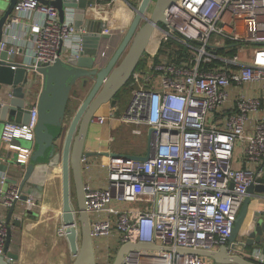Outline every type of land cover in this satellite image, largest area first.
<instances>
[{
    "label": "built area",
    "instance_id": "2783aa9c",
    "mask_svg": "<svg viewBox=\"0 0 264 264\" xmlns=\"http://www.w3.org/2000/svg\"><path fill=\"white\" fill-rule=\"evenodd\" d=\"M109 1H123L135 10L141 2ZM65 10L61 21L50 3L18 0L0 50L8 57L27 56L14 61L34 67L52 65L71 51L79 55L84 30L75 27L77 9ZM165 14L167 24L156 29L160 41L135 70L139 88L126 110L117 115L106 104L92 118L91 124L100 126L110 120L147 126L152 155L147 161L110 152L98 160L82 157L91 234L95 252L99 247L104 258L111 256V243L119 250L129 243L155 246L129 251L121 264H219L199 252L229 245L249 187L264 178V0H177ZM104 32L110 33L107 28ZM27 40L30 53L24 52ZM253 44L261 47L247 50ZM229 104L232 110L220 113ZM30 109L28 123L7 122L2 133L3 145L21 165H28L33 147L15 140L33 144L38 125L36 104ZM95 169L105 173L99 187L86 176ZM7 179L0 171V184ZM18 202L39 207L34 197L23 201L18 187L0 189V208ZM258 212L264 216V208ZM9 229L0 214V257L6 256ZM59 235L66 236L63 224ZM248 255L264 264L262 250L252 249Z\"/></svg>",
    "mask_w": 264,
    "mask_h": 264
},
{
    "label": "water",
    "instance_id": "95a60500",
    "mask_svg": "<svg viewBox=\"0 0 264 264\" xmlns=\"http://www.w3.org/2000/svg\"><path fill=\"white\" fill-rule=\"evenodd\" d=\"M17 1L0 0V8L4 11L0 17V40L5 32L6 21ZM41 1L54 5L59 10L61 21L65 20L66 7L77 9L74 24L77 30H84L83 50L79 55L71 51L65 59L59 57L52 65L39 64L38 67L16 63L14 57H8L7 51L0 50V92L3 93L0 99V127L4 129L7 122H29L35 87L38 80L42 79V89L33 101L39 117L33 153L19 187L22 200L26 201L29 197L30 188L27 184L32 183L37 165H61V218L66 227L65 237L75 256L72 264H98L86 209L82 157L108 156L110 153L87 150L86 142L91 121L101 106L110 104L113 108L117 107L116 95L130 81L155 30L160 24H167L165 12L177 0H141L128 30L107 62H104L101 52L105 48L103 41L111 39L112 34L104 32L107 28L104 21L87 17L89 0ZM152 4L153 10L150 12ZM12 65H17V68L13 69ZM73 98L81 103L73 115H69L68 106ZM150 141L149 135L148 151L145 155H111L147 161L152 155ZM33 190L42 192L43 187L34 184ZM255 193H264V184L249 187L248 196L243 202L229 238V245L222 246L216 252H199L200 254L219 264H259L241 254L228 252L229 248L236 251L252 248L260 249L264 253V216L257 211L252 223H247ZM15 207L16 203L10 207L7 214L6 221L10 229L4 249L6 256L0 257V264H10L8 258L18 259V256L10 251L11 225H22V220L14 217ZM239 236L244 240L238 241ZM154 248L150 243L123 245L114 264H121L123 257L131 250Z\"/></svg>",
    "mask_w": 264,
    "mask_h": 264
},
{
    "label": "crops",
    "instance_id": "0c3cea01",
    "mask_svg": "<svg viewBox=\"0 0 264 264\" xmlns=\"http://www.w3.org/2000/svg\"><path fill=\"white\" fill-rule=\"evenodd\" d=\"M8 1L9 0H6V2ZM79 1L80 0H77V2ZM119 2L120 4H124L123 1ZM89 3L92 4V7L88 8L87 17L89 19L104 21L107 24V29H109L112 34L111 39L103 41L105 48H103L104 50L101 52V56L104 57V62H107L122 40L120 35H125L122 34V31L126 32L131 23L129 26H125V24L120 22L119 19L112 20L115 14H117V11L113 12V8L110 7L113 3L109 0H89ZM115 5H118V2H116ZM3 13L4 11L0 8V17ZM123 26H125V28ZM24 44V52L30 53L32 50L30 41L27 40ZM156 44V42H152L150 48L154 49ZM27 58V56L24 57L20 55L15 58V61H23ZM243 89L248 91L251 89V86H244ZM258 93L261 94L260 91H258ZM233 96L234 94L232 97ZM2 97L3 93L0 92V99H2ZM32 104L34 103L31 101L30 105L32 106ZM232 108L233 105L229 104L221 109L220 113L223 114L229 112ZM116 124L117 121L114 120H110L103 126L91 124L86 142L87 150L110 152V143L113 142L114 139L113 131ZM2 129L3 127H0V171L4 172L8 176V179L4 185L0 184V189H3V191H9L13 188L20 187L28 165L19 164L16 159V154L11 153L4 148L1 137ZM22 141L28 142L25 140ZM100 158L101 156H93L94 160ZM237 162V165H242V159H239ZM60 170L61 165H37L36 171L31 180L32 183L30 185L27 184V187L30 188L28 190V196L36 198L39 202V207L37 209H31L28 208L24 202H18L16 205L14 217L21 219L22 225H11L12 239L10 243V251L17 255L18 259L15 260L8 258L7 260L10 264H72L74 261L75 256L70 250L68 240L65 236H61L58 233V228L62 225V203L61 207H59L55 202L58 201V195L56 194L55 188ZM104 174L103 171L95 169L92 173L86 176L87 179H90L92 185L99 187L103 185L101 177ZM33 183L42 186V192L34 191ZM262 184H264V182ZM259 201L261 202L262 207L257 209L256 203ZM52 203H54L53 207ZM263 208L264 193H255L250 205V216L253 218L254 214ZM8 211L9 208L5 206L0 208V214L3 215L5 219H7ZM247 223L252 222L248 221ZM242 240H244V238H241L238 241ZM251 250L252 248L249 250L247 249L246 251L235 250L236 252L234 254H241L244 257H248ZM101 258H104V256L102 255Z\"/></svg>",
    "mask_w": 264,
    "mask_h": 264
},
{
    "label": "rangeland",
    "instance_id": "374dc122",
    "mask_svg": "<svg viewBox=\"0 0 264 264\" xmlns=\"http://www.w3.org/2000/svg\"><path fill=\"white\" fill-rule=\"evenodd\" d=\"M116 3V2H115ZM115 3L110 6L113 8V12L117 11V14H115L114 18L112 20L119 19L120 22L125 24V26H129V24L132 22L133 17L135 15L136 10L133 9V7H130L129 5L120 4L118 2V5H115ZM155 4V3H154ZM137 9V8H136ZM153 10V4L150 8V12ZM149 15V14H148ZM117 16V17H116ZM145 21H143L144 23ZM122 26V25H121ZM125 26H123L125 28ZM121 38H123V35H120ZM160 41V34L155 30L153 37L151 39V42H159ZM149 44V45H150ZM261 47V45L258 44H253L247 47V50H254ZM147 50H153L148 46ZM240 56L243 58L244 55L240 54ZM138 67V66H137ZM137 69V68H136ZM139 80L137 74L134 71V74L132 75L130 81L126 84V86L118 93L117 99H118V105L115 108V113L117 115H120L126 110L127 105L130 103V100L132 98L133 93L135 92L136 89L139 88V85H137V81ZM36 90L35 94L33 97L32 102L35 100L36 95L39 93V91L42 89V79L38 80V83L36 85ZM34 103V102H33ZM81 102L72 99L69 104V115H73V113L77 110L79 107V104ZM134 129H140L142 131V134H135ZM114 139L113 142L110 143V153H116V154H127V155H145L148 151V144H149V128L144 125H134V124H124L121 122H117L115 125L114 131H113ZM16 143L18 144H23V146L26 147H31L32 143L31 142H24L22 140L16 139ZM6 149V145L4 146ZM7 150V149H6ZM241 159V156L238 154L236 157V160L238 161ZM60 169V168H59ZM62 183H61V170L59 172L58 180H57V185H56V194L58 195V201H55L56 204L61 207L62 203V191L61 188ZM73 196L75 197V192L73 191ZM52 207L54 206V203H52ZM262 204L261 202L256 203V208H261ZM251 218L250 221L252 222L253 218L252 216L249 215ZM60 226L58 228V233H59ZM242 237L239 236L238 240H240ZM110 240L113 241L111 238ZM109 242V239H104L102 242ZM110 250H111V256H106L105 258H101L102 252L99 250V247L96 246V257L98 264H113L119 249L115 243H111L110 245Z\"/></svg>",
    "mask_w": 264,
    "mask_h": 264
},
{
    "label": "trees",
    "instance_id": "16d2710c",
    "mask_svg": "<svg viewBox=\"0 0 264 264\" xmlns=\"http://www.w3.org/2000/svg\"><path fill=\"white\" fill-rule=\"evenodd\" d=\"M142 61H143V60L141 59V61H140V63H139V65H138L137 68H139V66L141 65ZM263 182H264V178H263Z\"/></svg>",
    "mask_w": 264,
    "mask_h": 264
},
{
    "label": "flooded vegetation",
    "instance_id": "af4514ba",
    "mask_svg": "<svg viewBox=\"0 0 264 264\" xmlns=\"http://www.w3.org/2000/svg\"><path fill=\"white\" fill-rule=\"evenodd\" d=\"M89 89V88H88ZM118 95V94H117ZM117 95H116V98H117ZM74 99V98H73ZM68 113H69V106H68Z\"/></svg>",
    "mask_w": 264,
    "mask_h": 264
},
{
    "label": "bare ground",
    "instance_id": "6f19581e",
    "mask_svg": "<svg viewBox=\"0 0 264 264\" xmlns=\"http://www.w3.org/2000/svg\"><path fill=\"white\" fill-rule=\"evenodd\" d=\"M149 46H150V45H149ZM248 221L250 222V217H249Z\"/></svg>",
    "mask_w": 264,
    "mask_h": 264
}]
</instances>
